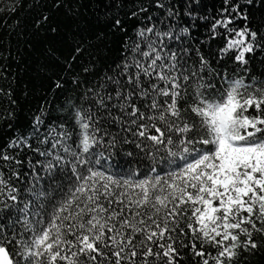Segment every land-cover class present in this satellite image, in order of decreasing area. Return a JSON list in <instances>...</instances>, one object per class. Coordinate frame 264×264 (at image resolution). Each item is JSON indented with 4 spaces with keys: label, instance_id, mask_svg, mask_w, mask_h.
Wrapping results in <instances>:
<instances>
[{
    "label": "snow or ice",
    "instance_id": "6c2138e0",
    "mask_svg": "<svg viewBox=\"0 0 264 264\" xmlns=\"http://www.w3.org/2000/svg\"><path fill=\"white\" fill-rule=\"evenodd\" d=\"M200 4L185 0L182 23L178 5L157 0L164 16L141 18L134 35L112 19L126 34L121 59L88 82L79 103L69 98L74 140L67 120H51L41 105L28 129L0 143V264H232L258 249L264 73L250 74L249 64L264 53V23L249 24L254 0H221L211 18ZM201 23L209 40L223 39L210 54L217 64L239 66L231 75L193 47ZM123 145L144 154L143 171H109ZM38 166L70 186L53 189L58 196L37 191ZM21 167L35 181L25 198L12 183Z\"/></svg>",
    "mask_w": 264,
    "mask_h": 264
},
{
    "label": "trees",
    "instance_id": "16d2710c",
    "mask_svg": "<svg viewBox=\"0 0 264 264\" xmlns=\"http://www.w3.org/2000/svg\"><path fill=\"white\" fill-rule=\"evenodd\" d=\"M156 2L0 0V89L3 90L0 93V143L13 136L15 129H28L33 115L41 105L45 106L51 120L58 123L67 120L68 130L73 133L74 140L78 129L70 115L69 98L79 103L80 93L88 87V82L98 78L99 73L121 59V46L126 34L119 29L113 30L112 19L118 16L128 29L127 35H134L141 18L151 15L155 20L158 15L164 16V10L155 7ZM164 2L167 3V0ZM171 3L179 6L183 23L186 20L183 16L185 0H171ZM57 4L59 7H55ZM141 6L147 8V11L140 12L138 17L129 18ZM220 6L221 0H201L200 14L211 18ZM43 16H47L48 20L43 21ZM144 22H147L146 19ZM261 23H264V4L261 0H254V6L249 8V24L255 30ZM193 36L197 41L193 47H199L204 54L209 55L213 67L218 71H227L231 75L233 68L239 69L238 65L225 63L227 58L217 64L215 56L210 55L223 45V39L217 37L209 40L204 23L193 32ZM77 46H81L79 53L75 51ZM83 67H89L91 72H83ZM249 68L250 74L264 73V53L258 51L250 61ZM73 80L80 86L77 87ZM57 81L61 82V88L55 87ZM8 125H12V128ZM128 151L133 152V156H127ZM116 153L111 160L113 167L109 169L112 172L131 169L143 171L148 163L143 158L144 154L132 145H123ZM36 159L44 158L33 157L34 163ZM177 163L183 162L177 160ZM19 170L20 180L13 178L12 183L21 189V198H25L23 190L35 181L30 168L21 167ZM25 171L29 173L28 176L23 175ZM37 172L41 177L35 182L37 191L43 189L58 196L53 189L61 185L65 189L70 186L64 174L49 176L39 166ZM252 239L259 245L258 249L254 252H240L232 264H264V235L254 232Z\"/></svg>",
    "mask_w": 264,
    "mask_h": 264
}]
</instances>
